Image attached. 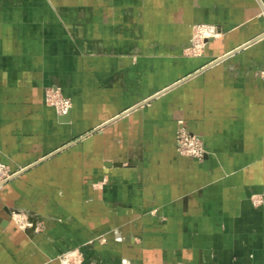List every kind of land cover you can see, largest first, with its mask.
<instances>
[{"label": "crops", "instance_id": "0c3cea01", "mask_svg": "<svg viewBox=\"0 0 264 264\" xmlns=\"http://www.w3.org/2000/svg\"><path fill=\"white\" fill-rule=\"evenodd\" d=\"M264 0H0V264H264ZM196 22L214 24L186 55ZM47 85L71 98L59 114ZM207 150L176 149L178 121ZM43 228L28 234L10 209Z\"/></svg>", "mask_w": 264, "mask_h": 264}, {"label": "built area", "instance_id": "2783aa9c", "mask_svg": "<svg viewBox=\"0 0 264 264\" xmlns=\"http://www.w3.org/2000/svg\"><path fill=\"white\" fill-rule=\"evenodd\" d=\"M264 15V10L262 11ZM193 29L196 31L194 33L195 36H199L197 38V45L200 43L203 45L207 43L209 38H215L220 35L219 30L214 24L209 23H196L194 24ZM264 35V33H263ZM46 99H50V103L53 104L56 108L57 113L66 114L69 112L71 108V100L68 97L59 94L57 87L49 86L45 90ZM176 148L179 153L193 156L198 159H202L207 150L205 149L202 140L199 136L192 131L188 130L182 124V121L179 120L176 127L175 134ZM19 169H11L6 163L0 161V185L7 178L16 173ZM11 217L21 225L25 227L26 225H30L29 221L23 220V214L18 211H11ZM36 226L34 229L36 230ZM184 264V263H180Z\"/></svg>", "mask_w": 264, "mask_h": 264}, {"label": "rangeland", "instance_id": "374dc122", "mask_svg": "<svg viewBox=\"0 0 264 264\" xmlns=\"http://www.w3.org/2000/svg\"><path fill=\"white\" fill-rule=\"evenodd\" d=\"M262 14V16H263V18H264V15H263V13H261ZM196 23H207V22H196ZM196 23H194V24H196ZM194 24L192 25V29H191V35H190V40H189V43H188V45L186 46V47H184V53L186 54V55H190V56H196V55H199V54H201L202 53V51H203V49H204V46H205V44H199V45H197V38L199 37L198 35L197 36H195L194 35V33L196 32L194 29H193V27H194ZM209 24H211V23H209ZM218 29V28H217ZM219 30V32L221 33V31H220V29H218ZM263 71H264V57H263ZM49 86H54V85H47L45 88H44V100H45V103L47 104V105H50V106H52L54 109H55V111H56V108H55V106L53 105V104H51L50 103V99H46V93H45V90H46V88L47 87H49ZM55 87H57V86H55ZM57 89H58V91H59V94L60 95H63V96H65V97H68V98H70L69 96H67V95H64L61 91H60V89H59V87H57ZM70 100H71V98H70ZM71 105H72V102H71ZM57 112V111H56ZM183 124V123H182ZM185 127V126H184ZM189 130V129H188ZM194 133V132H193ZM200 138V137H199ZM201 139V138H200ZM202 140V139H201ZM176 142V141H175ZM203 142V141H202ZM177 149V148H176ZM178 151V150H177ZM181 154V153H180ZM182 155H184V154H182ZM188 156V155H187ZM193 157V156H192ZM196 158V157H195ZM198 159V158H197ZM199 160H201V159H199ZM0 161H2V160H0ZM2 162H4V163H6L10 168H11V166L7 163V162H5V161H2ZM12 169V168H11ZM10 177H12V176H10ZM9 177V178H10ZM9 178H7L6 180H8ZM5 180V181H6ZM5 181H3L2 183H4ZM11 211H18V212H20V213H22L24 216H23V220L25 221H29V223H30V225H26L25 227H22L21 225H19L20 223H18V222H16L12 217H11V214H10V212ZM10 212H9V215H10V218L13 220V222L20 228V229H22V230H24L26 233H28V234H31V233H36V232H38V231H40L42 228H43V223H42V221L41 220H39V219H34V217L33 216H31V212H29V211H27L26 209H22V208H16V207H13V208H11L10 209ZM37 227L36 228V230L34 229V227ZM58 259H59V261H60V264H82L81 263V253L79 252V250H77V249H70V250H67V251H65V252H63V253H60L58 256ZM180 263H184V264H187V263H185V262H183V261H180L178 264H180Z\"/></svg>", "mask_w": 264, "mask_h": 264}]
</instances>
